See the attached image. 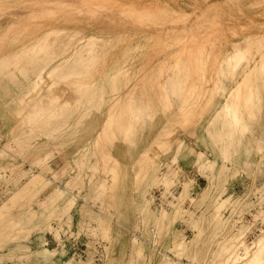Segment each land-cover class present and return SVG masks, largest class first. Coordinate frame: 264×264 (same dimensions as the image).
<instances>
[{"label": "rangeland", "instance_id": "1", "mask_svg": "<svg viewBox=\"0 0 264 264\" xmlns=\"http://www.w3.org/2000/svg\"><path fill=\"white\" fill-rule=\"evenodd\" d=\"M73 1L0 0V264H219L237 233L253 249L264 0H177L188 19L166 24Z\"/></svg>", "mask_w": 264, "mask_h": 264}, {"label": "bare ground", "instance_id": "2", "mask_svg": "<svg viewBox=\"0 0 264 264\" xmlns=\"http://www.w3.org/2000/svg\"><path fill=\"white\" fill-rule=\"evenodd\" d=\"M73 1V0H71ZM90 1V0H89ZM93 1V0H92ZM90 1V2H92ZM98 1L99 3H105V4H108L109 7H113V8H116L117 10L119 11H123V12H129V13H133L137 18H142L143 15L145 13H153L154 16L150 15V17H153L155 20H159L161 21L162 23L166 24L168 22H173V23H176V19L174 17H176L177 19H181L182 22L181 23H184L183 21H185L186 23V20L188 19L187 16H185L186 14L181 10V7H180V3L177 1V0H153L152 3L150 5H133L131 3H124V2H120V0H96ZM74 2V1H73ZM76 2V1H75ZM171 3H174L177 7V9H174V8H171L170 4ZM94 5V4H92ZM176 13V14H174ZM146 15V14H145ZM176 15V16H175ZM203 15V14H202ZM172 18H171V17ZM184 16V17H183ZM145 17V16H144ZM175 20H174V19ZM179 20H177V23ZM184 25V24H182ZM170 30V29H169ZM181 30V29H179ZM175 35V34H174ZM199 35V34H198ZM196 35V36H198ZM201 35V34H200ZM195 37V36H194ZM176 38V37H175ZM183 39V38H182ZM192 39V38H191ZM198 39V38H196ZM194 40V38H193ZM192 40V41H193ZM196 43V40L194 41ZM201 42V41H200ZM199 42V43H200ZM180 43V42H178ZM185 44V43H184ZM181 45V44H180ZM41 46V45H40ZM40 46H39V49H40ZM168 46V45H167ZM189 47V46H188ZM187 48V46H186ZM183 49V48H181ZM186 50V49H185ZM192 50V49H190ZM195 51V49H193ZM201 50V49H200ZM24 51V50H23ZM178 51V50H177ZM180 51V50H179ZM189 50H187L188 52ZM194 51H189V53H191V56H192V53H194ZM199 51V50H198ZM196 52V51H195ZM201 52L199 53V56L198 54H195L196 57H194V59L191 58L190 56V60H196V59H199V57L201 56ZM180 53V52H179ZM183 54V53H181ZM186 54V53H185ZM236 54H234L235 56ZM180 56V55H179ZM176 57V56H175ZM178 57V56H177ZM193 57V56H192ZM205 58V57H204ZM189 60V61H190ZM200 60L204 61L206 59H202V57L200 58ZM199 60V61H200ZM202 62V63H204ZM178 63V62H176ZM190 63V62H189ZM196 62H193L191 61V63L189 64V71L190 73H202L205 65H202L201 67H198L195 65ZM199 63V62H198ZM196 63V64H198ZM192 64V65H191ZM200 64V63H199ZM168 65V64H167ZM195 65V66H193ZM201 65V64H200ZM177 67V65H176ZM179 67V66H178ZM166 68V67H165ZM164 71V70H163ZM201 75V74H200ZM195 75H193L194 77ZM195 79V77H194ZM194 81V80H193ZM195 82V81H194ZM232 88V87H231ZM47 96V95H45ZM48 97V96H47ZM53 97V95H52ZM51 98V97H49ZM52 101V99L50 100ZM36 105L34 104L31 108V111H33L36 107ZM39 107V106H38ZM40 109V107H39ZM257 230L258 232H260L259 229H255V233H257ZM239 235H241L240 233H237V235L235 236L236 237V243L234 246H226L225 247V250L223 252V255H220L218 258L219 260V264H264V233L261 234V236L257 239V241L255 242V246L253 249H250L247 245H245L239 238ZM257 235V234H255ZM245 240V238H244ZM175 244V243H174ZM247 244V243H246ZM179 249L180 250H183V244L182 243H179L177 244ZM239 246H243V253H239L238 251V247ZM215 263V262H212V264Z\"/></svg>", "mask_w": 264, "mask_h": 264}, {"label": "built area", "instance_id": "3", "mask_svg": "<svg viewBox=\"0 0 264 264\" xmlns=\"http://www.w3.org/2000/svg\"><path fill=\"white\" fill-rule=\"evenodd\" d=\"M170 190H171V192H174L175 193L176 188H171ZM160 192H161L160 190H155V192H154V194L157 196L156 197V201H155V206L156 207H162L164 205L163 207L165 208L166 205L162 201L163 200L162 198H164V197L162 195H160ZM257 233H258V230H257Z\"/></svg>", "mask_w": 264, "mask_h": 264}, {"label": "crops", "instance_id": "4", "mask_svg": "<svg viewBox=\"0 0 264 264\" xmlns=\"http://www.w3.org/2000/svg\"><path fill=\"white\" fill-rule=\"evenodd\" d=\"M191 175H193L194 176V179H196V185H195V187L196 186H201V184L203 183V180H201L199 177H197L198 176V174H195V173H191ZM199 180V182H197Z\"/></svg>", "mask_w": 264, "mask_h": 264}]
</instances>
